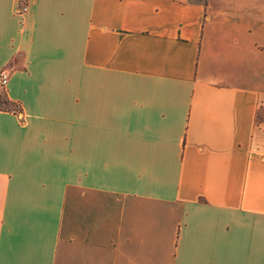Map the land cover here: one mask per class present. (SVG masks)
<instances>
[{
    "label": "crops",
    "instance_id": "obj_1",
    "mask_svg": "<svg viewBox=\"0 0 264 264\" xmlns=\"http://www.w3.org/2000/svg\"><path fill=\"white\" fill-rule=\"evenodd\" d=\"M2 71L0 264H264V0H0Z\"/></svg>",
    "mask_w": 264,
    "mask_h": 264
},
{
    "label": "built area",
    "instance_id": "obj_2",
    "mask_svg": "<svg viewBox=\"0 0 264 264\" xmlns=\"http://www.w3.org/2000/svg\"><path fill=\"white\" fill-rule=\"evenodd\" d=\"M28 10L26 5H19L18 9H17V14H24L26 13ZM8 81V76L7 73H5L4 71H2L0 73V87H5Z\"/></svg>",
    "mask_w": 264,
    "mask_h": 264
},
{
    "label": "rangeland",
    "instance_id": "obj_3",
    "mask_svg": "<svg viewBox=\"0 0 264 264\" xmlns=\"http://www.w3.org/2000/svg\"><path fill=\"white\" fill-rule=\"evenodd\" d=\"M0 103L1 104H6L5 100H4V95L3 93H0ZM8 107H10L9 105H7ZM259 121H263L264 122V113H259V117H258Z\"/></svg>",
    "mask_w": 264,
    "mask_h": 264
}]
</instances>
